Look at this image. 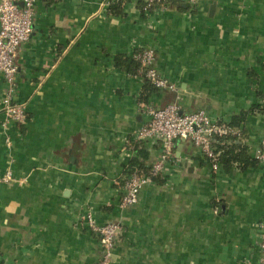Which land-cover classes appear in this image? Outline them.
I'll use <instances>...</instances> for the list:
<instances>
[{
    "label": "crops",
    "instance_id": "0c3cea01",
    "mask_svg": "<svg viewBox=\"0 0 264 264\" xmlns=\"http://www.w3.org/2000/svg\"><path fill=\"white\" fill-rule=\"evenodd\" d=\"M37 0L11 92L23 122L6 121L0 73V264H96L98 235L82 216L117 222L110 264H257L264 235V167L213 170L198 147L177 141L160 181L122 207L135 160L158 157L137 141L145 107L177 101L217 122L264 106V0H171L152 9L136 0ZM142 7V8H141ZM145 48L172 88L140 101L142 77L116 66ZM5 122V126L3 123ZM241 144L255 157L264 114L246 115ZM137 168V167H136Z\"/></svg>",
    "mask_w": 264,
    "mask_h": 264
},
{
    "label": "built area",
    "instance_id": "2783aa9c",
    "mask_svg": "<svg viewBox=\"0 0 264 264\" xmlns=\"http://www.w3.org/2000/svg\"><path fill=\"white\" fill-rule=\"evenodd\" d=\"M37 0H0V73L7 85V93L2 98V112L6 121L23 122L26 113L22 104L13 101L11 92L15 86L19 71L16 56L22 45L31 35L32 19ZM144 3L147 8L171 0H136ZM188 5H195L198 0H176ZM139 63V75L159 89L172 88L167 81L159 76L155 67V51L145 48L136 56ZM148 121L140 127L134 138L137 141L154 140L159 143L158 157L148 167L147 172L140 169L130 170L124 182L122 207L137 203L143 185L153 182V177H160L167 164L174 158L177 141L189 140L198 147L201 155L209 162L213 170L219 166L216 158L220 153L218 144L225 142L228 135H239L237 127L210 118L205 110L182 112L177 101L162 107H145ZM5 126V122L3 123ZM257 163L264 167V135L260 139L259 149L255 155ZM13 180L12 172L7 169L0 176V182L9 183ZM87 226L98 235L101 255L96 264H110L115 249L120 224L117 222L97 223L91 211L83 216ZM260 258L257 264H264V235L259 242Z\"/></svg>",
    "mask_w": 264,
    "mask_h": 264
},
{
    "label": "trees",
    "instance_id": "16d2710c",
    "mask_svg": "<svg viewBox=\"0 0 264 264\" xmlns=\"http://www.w3.org/2000/svg\"><path fill=\"white\" fill-rule=\"evenodd\" d=\"M121 1L124 0H109V10L113 14L120 13ZM140 6L144 7V3L138 2ZM186 4V3H185ZM155 5L149 6L146 9H152ZM141 7V8H142ZM116 66L123 68L127 73L132 75L139 74V63L137 58H130L123 55L115 57ZM143 86L140 93V101L146 102L150 96V93L155 91L157 88L154 87L150 82L143 81ZM253 113H262L264 114V106L259 104H254L248 110L241 111L237 115H233L230 121L227 123L229 126L237 127L240 130L239 135H228L224 138L225 142L223 144H218L217 147L220 150L219 155L216 160L219 165H221L225 170L230 169L231 167H238L240 169H244L247 166H253L257 163L256 158L250 156L246 148L242 146L241 138H242V128L239 126L244 121L246 115ZM130 170L140 169L144 172H147V168H142V165H139L138 162L132 160ZM137 167V168H136ZM160 177H153V181H160Z\"/></svg>",
    "mask_w": 264,
    "mask_h": 264
}]
</instances>
